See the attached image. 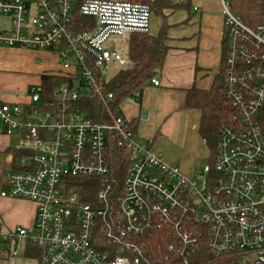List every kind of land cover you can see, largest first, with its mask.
I'll return each mask as SVG.
<instances>
[{
    "label": "built area",
    "instance_id": "obj_1",
    "mask_svg": "<svg viewBox=\"0 0 264 264\" xmlns=\"http://www.w3.org/2000/svg\"><path fill=\"white\" fill-rule=\"evenodd\" d=\"M74 1L0 0V50L48 52L62 81L49 93L31 85L23 105L0 100V127L17 138L0 198L37 207L28 230L0 225L1 253L32 264H264V13L249 27L230 0H218L232 116L217 130L198 189L110 106L103 85L111 78L100 72L130 66L120 50L130 34L149 33L151 3L184 0H86L77 13L93 28L79 32ZM85 97L109 121L89 119ZM117 151L126 154L121 182L111 168Z\"/></svg>",
    "mask_w": 264,
    "mask_h": 264
},
{
    "label": "crops",
    "instance_id": "obj_2",
    "mask_svg": "<svg viewBox=\"0 0 264 264\" xmlns=\"http://www.w3.org/2000/svg\"><path fill=\"white\" fill-rule=\"evenodd\" d=\"M163 29L168 53L154 78L159 85L149 83L141 90L138 101L129 96L119 104V108L153 151L159 153L167 164L177 166L187 178L192 179L195 175L194 164L201 152V112L186 104L187 92L193 88L209 91L219 73L223 39L220 3L218 0H185L179 4H156L151 11L148 34L157 36ZM127 46L120 50L123 56H127ZM32 61L41 64L34 65ZM59 71L56 57L48 52L1 49L0 100L26 104L28 99L25 93L28 92L29 83L41 84L42 76L54 77ZM19 75L26 79L23 86L15 82V76ZM8 139L17 140L15 136H6L0 127V154L5 156L15 146L9 147ZM201 141L205 144L203 139ZM0 184L1 189L5 186V179H0ZM11 200L22 204V208L31 205L22 200L0 198V209H6L13 202ZM20 214L23 216L25 211L23 215ZM28 223V226L31 225L32 220ZM0 264H9L1 253V247Z\"/></svg>",
    "mask_w": 264,
    "mask_h": 264
},
{
    "label": "trees",
    "instance_id": "obj_3",
    "mask_svg": "<svg viewBox=\"0 0 264 264\" xmlns=\"http://www.w3.org/2000/svg\"><path fill=\"white\" fill-rule=\"evenodd\" d=\"M86 0H75L72 10V30L79 32L93 28V20L89 17L80 16L77 11L79 6ZM185 1V0H184ZM184 1L182 3H184ZM168 2L157 1L150 4L152 11L156 4L164 5ZM231 11L237 15L241 21L249 26L255 27L264 13V0H230ZM164 29L157 36L149 34L133 33L129 36L127 46V58L131 65L124 70H120L106 84L103 85L105 92L113 94L111 107H117L124 99L128 98L132 92L142 90L157 75V71L164 61L168 47L167 37ZM225 61L224 41H222V52L220 70L215 79L213 87L209 91L190 89L187 92L186 104L201 112L200 134H203V141L212 142V149L215 150V142L218 128L227 122L232 116V109L224 96L223 88V67ZM55 78L53 76L41 77V89L49 93L54 87ZM83 107L88 113V118L96 123H106L109 121L107 111L102 105L96 104L92 98L85 97ZM126 154L117 151L111 163L113 175L121 182L126 168ZM214 156V152H213Z\"/></svg>",
    "mask_w": 264,
    "mask_h": 264
},
{
    "label": "rangeland",
    "instance_id": "obj_4",
    "mask_svg": "<svg viewBox=\"0 0 264 264\" xmlns=\"http://www.w3.org/2000/svg\"><path fill=\"white\" fill-rule=\"evenodd\" d=\"M6 19V16L0 15V24L2 21ZM123 53V50L121 51ZM125 55V53H124ZM127 55V53H126ZM126 57V56H125ZM127 58V57H126ZM32 64L34 65H40L41 62L39 61H32ZM100 72L102 74V77L104 79H109L115 72L110 71L109 69H100ZM15 82L19 86H23L26 82V79L24 78L23 75L15 76ZM33 82L29 83L28 90L31 88V84ZM28 94V92L25 93V96ZM202 138L203 134H200V144H201V152H199L198 157L196 158L197 162L194 164L195 166V175L191 179L193 181V184L195 185L196 188L202 189L203 185L202 182L197 180V176L202 174V168L204 165H211L212 164V159H213V152L214 150L212 149L213 143L212 142H207L206 144L202 143ZM17 140H11L9 141L8 139V144L9 147H13L16 145ZM4 157L5 154H0V179H5V174L8 171V166L6 163H4ZM1 185V184H0ZM6 200H9L11 198H4ZM13 201V200H11ZM30 203V202H28ZM22 204H18L17 201H13L12 203H9L6 207V209H0V225H2L6 230H13L15 226H23L27 230L29 229L30 225L28 226V221L31 219L32 223L35 221V216H36V210L37 207L35 204L31 203V205H25V208H22ZM25 211V214H24ZM22 213L23 216H20ZM25 216V218H24ZM22 257V256H20ZM23 259V258H22ZM22 259H6L9 264H32L29 262H22Z\"/></svg>",
    "mask_w": 264,
    "mask_h": 264
},
{
    "label": "water",
    "instance_id": "obj_5",
    "mask_svg": "<svg viewBox=\"0 0 264 264\" xmlns=\"http://www.w3.org/2000/svg\"><path fill=\"white\" fill-rule=\"evenodd\" d=\"M61 84H62V81L59 79L54 82V86H59Z\"/></svg>",
    "mask_w": 264,
    "mask_h": 264
}]
</instances>
